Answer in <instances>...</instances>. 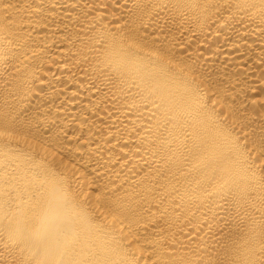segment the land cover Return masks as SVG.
<instances>
[{"label": "bare ground", "instance_id": "obj_1", "mask_svg": "<svg viewBox=\"0 0 264 264\" xmlns=\"http://www.w3.org/2000/svg\"><path fill=\"white\" fill-rule=\"evenodd\" d=\"M0 264H264V0H0Z\"/></svg>", "mask_w": 264, "mask_h": 264}]
</instances>
